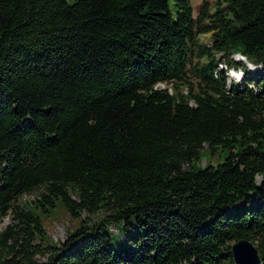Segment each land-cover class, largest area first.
I'll return each instance as SVG.
<instances>
[{"label":"trees","instance_id":"16d2710c","mask_svg":"<svg viewBox=\"0 0 264 264\" xmlns=\"http://www.w3.org/2000/svg\"><path fill=\"white\" fill-rule=\"evenodd\" d=\"M0 215V264H264V0H0Z\"/></svg>","mask_w":264,"mask_h":264},{"label":"rangeland","instance_id":"374dc122","mask_svg":"<svg viewBox=\"0 0 264 264\" xmlns=\"http://www.w3.org/2000/svg\"><path fill=\"white\" fill-rule=\"evenodd\" d=\"M203 1L204 0H192V4L194 7L195 14L198 13ZM200 38L205 42L210 41L209 35L202 34V35H200ZM234 59H236L238 62H240L242 64H246L250 70L256 69V70L262 71V67L260 65L254 66L255 64L253 65V64L249 63L248 60L242 58L241 56H234ZM238 59H240V60H238ZM223 65H224V69L226 70V74L228 76V82L229 83H231V81L240 80V77L238 75H235V77H233L232 70H229L230 68H228L225 64H223ZM220 66H222V65H220ZM236 69L238 70V73H239V68H236ZM158 86L159 87H165L166 84L160 83V84H158ZM221 154H223V152H221ZM220 159H221V156L210 157V156L204 154L202 159L198 162V166L204 167L209 162L216 164ZM35 197H36L35 193H28V194H25L24 196L21 197V201H23V202L32 201L33 202ZM100 216H101L100 214L94 215L93 218L98 219ZM42 217H43L45 228L47 230V234L49 235L48 240L50 242L55 243V244H61L63 241H65L68 233L71 232L72 230L76 229L79 226L80 220H81L80 218L79 219L72 218L69 215L68 211L65 209V207L61 204L58 205V207L54 210V212L52 214H47V215L43 214ZM11 219H12V215H9V216L0 215V231L3 230L11 222ZM120 227L121 226H119L117 224L111 225V230L113 232H115V233L111 232L114 243L118 242V237H117L118 235L117 234L121 235ZM121 229H122V227H121ZM137 231H138V229H131L128 227V234H135V233H137ZM122 237H123V235H122ZM122 246L124 248L130 247V242L127 241V242L123 243ZM115 247H116L117 251L120 250V246L118 244H115ZM43 260H47V258L45 257V258H43Z\"/></svg>","mask_w":264,"mask_h":264},{"label":"water","instance_id":"95a60500","mask_svg":"<svg viewBox=\"0 0 264 264\" xmlns=\"http://www.w3.org/2000/svg\"><path fill=\"white\" fill-rule=\"evenodd\" d=\"M235 264H263L256 244L248 238H242L232 244Z\"/></svg>","mask_w":264,"mask_h":264},{"label":"bare ground","instance_id":"6f19581e","mask_svg":"<svg viewBox=\"0 0 264 264\" xmlns=\"http://www.w3.org/2000/svg\"><path fill=\"white\" fill-rule=\"evenodd\" d=\"M239 56H241V55H239ZM241 57L245 59V57H243V56H241Z\"/></svg>","mask_w":264,"mask_h":264}]
</instances>
